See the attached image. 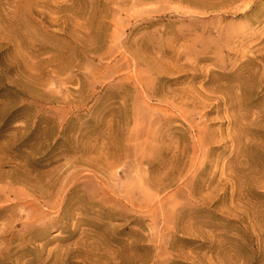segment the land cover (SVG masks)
<instances>
[{
  "label": "rangeland",
  "instance_id": "obj_1",
  "mask_svg": "<svg viewBox=\"0 0 264 264\" xmlns=\"http://www.w3.org/2000/svg\"><path fill=\"white\" fill-rule=\"evenodd\" d=\"M0 264H264V0H0Z\"/></svg>",
  "mask_w": 264,
  "mask_h": 264
}]
</instances>
